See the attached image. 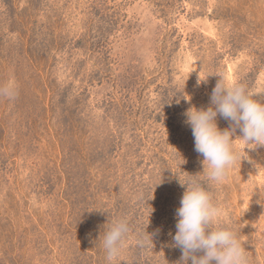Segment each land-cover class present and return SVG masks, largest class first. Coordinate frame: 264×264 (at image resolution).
<instances>
[{
  "label": "rangeland",
  "instance_id": "374dc122",
  "mask_svg": "<svg viewBox=\"0 0 264 264\" xmlns=\"http://www.w3.org/2000/svg\"><path fill=\"white\" fill-rule=\"evenodd\" d=\"M219 77L264 104V0H0V264H176L189 174L264 264V147L216 184L186 123Z\"/></svg>",
  "mask_w": 264,
  "mask_h": 264
},
{
  "label": "clouds",
  "instance_id": "9594fccd",
  "mask_svg": "<svg viewBox=\"0 0 264 264\" xmlns=\"http://www.w3.org/2000/svg\"><path fill=\"white\" fill-rule=\"evenodd\" d=\"M205 81V80H203ZM14 88L0 87V96L12 98ZM255 95L243 83L226 81L219 77L210 96L207 109L192 107L185 113L186 123L191 127L195 150L203 159V173L210 182L222 183L230 169L248 160V156L235 150L234 142L264 147V104L254 99ZM230 122V128L221 130L217 116ZM241 135L233 139L236 131ZM250 163L252 161H249ZM256 173L264 166L255 164ZM199 174L190 175L176 210V233L174 247L181 250L182 256L176 264H249L244 246L237 233L228 226H219L220 208L213 194L195 179ZM133 231L126 218L111 221L104 232L102 247L106 259L112 262L120 257L125 241ZM152 243V241H151ZM202 253V255H197Z\"/></svg>",
  "mask_w": 264,
  "mask_h": 264
}]
</instances>
